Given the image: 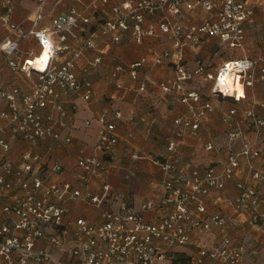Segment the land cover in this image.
Wrapping results in <instances>:
<instances>
[{"label": "built area", "instance_id": "2783aa9c", "mask_svg": "<svg viewBox=\"0 0 264 264\" xmlns=\"http://www.w3.org/2000/svg\"><path fill=\"white\" fill-rule=\"evenodd\" d=\"M111 1L114 2L111 11L105 13L99 29L113 42H119L121 33L127 29L139 44L145 36L156 34H163L170 41L154 56L152 64H166L173 70V77L162 82L161 89L176 93V99L186 107V112L173 120L181 130H197L201 120L213 110L208 98H203L197 89L185 87L192 73L212 81L210 95L231 98L238 104L257 78L264 81V55L223 60L214 72L208 71L199 57L195 58L193 72L184 62L187 46H199L205 35L217 38L228 48L244 49L245 23L252 19L261 0H93L83 7L71 6L56 14L47 26L40 24L46 16L45 0H37L36 15L29 26L13 22L10 1H1L0 22L12 35L0 43V264H155L176 259L177 248L183 246H193L187 264H242L244 247L229 234L211 244L193 242L192 236L225 224L219 213L204 215V197L233 179L241 159L253 178H264L253 164L259 151L247 140L238 150L229 151L220 167L208 165L203 171L180 168L177 143L170 140L166 155L156 161L163 176L159 199L142 201L134 208L122 198L118 209L106 210L102 206L112 191L105 180L107 157L118 140L114 119L120 118L121 113L104 112L97 118L100 126L93 152L75 158L76 186L69 179L50 181L52 175H61L65 168L58 161H50L51 146L43 152L35 148L48 139L71 142L70 135L62 136L61 132L69 127L76 105L72 103L66 109L63 96L73 92L88 102L93 94L88 70L102 60L101 54H97L82 67L81 76L77 75V59L85 49L96 50L97 46L88 37L70 49L67 40L75 36L80 23L90 22L87 12L90 8ZM59 2L55 0L54 5ZM191 12H197L199 22L186 21ZM55 36L61 44H57ZM28 38L36 41L39 51L29 52L28 57L19 60V46ZM44 51L48 57L40 70L35 62ZM63 52L67 55L63 56ZM145 61V58L135 60L125 68L114 65L109 74L115 87L121 88L118 74L125 70L137 80L138 89L143 90L146 80L140 70ZM5 66L27 76L36 75L29 92L23 93L18 86L2 88L1 71ZM235 83L240 86V93L233 87L228 95L229 84ZM47 109L50 111L45 113ZM236 110V107L228 109L222 121L230 124ZM244 116L247 129L257 134L264 130V118L258 117L253 109H244ZM238 135L239 131L230 133L231 137ZM14 140L27 146L17 152V159L11 156ZM205 148L210 150L213 144L209 142ZM94 178L101 180L98 192L88 189ZM234 186L237 192L231 200L234 213L244 216L264 233L262 198L256 188L244 180H236ZM67 200L91 204L100 211V221L91 223L84 217L69 220L68 209L61 204ZM146 211L153 212L152 219L145 217Z\"/></svg>", "mask_w": 264, "mask_h": 264}, {"label": "crops", "instance_id": "0c3cea01", "mask_svg": "<svg viewBox=\"0 0 264 264\" xmlns=\"http://www.w3.org/2000/svg\"><path fill=\"white\" fill-rule=\"evenodd\" d=\"M3 0H0V3ZM12 6V21L29 26L36 15L37 0H9ZM55 0H45L44 9L46 16L41 21V26L50 24V19L56 14L66 11L71 6L83 7L84 3L93 0H61L54 5ZM113 1L107 4H96L90 8V22L80 23L75 29V36L69 37L67 44L70 49L79 46L83 40L91 37L97 48L96 50L85 49L77 59L75 72L81 76L82 67L101 54V63L89 68L88 77L93 84V94L88 102L83 101L78 94L68 92L63 96L62 104L66 109L74 103V110L69 127L62 130L61 135L67 134L71 137L70 143H63L57 140H45L37 151H45L49 146L53 148L51 160L60 162L65 171L61 175H52L50 181L74 180L75 158L81 154L93 152L97 131L100 126L97 118L107 112L111 115L115 111L121 113L120 118H115V131L118 136L108 158V171L105 180L110 184L112 191L102 208L106 210L118 209L120 203L126 200L130 206L138 208L142 201L151 199L157 201L162 193L161 181L162 172L156 164L157 160L163 159L166 155L168 141L174 140L179 166L185 170L196 168L203 171L208 165L220 167L226 160L229 151H236L244 140L249 141L259 151V156L253 160L255 168L264 174V130L260 134L247 129L245 125L244 109L251 108L258 117L264 118V81L256 79L253 86L246 90V98L235 103L231 98H221L218 95H210L209 89L211 80L203 78L202 74L192 73L191 78L185 83L188 89H197L203 98H208L213 110L201 120L197 130L180 129L174 123V118L186 112L184 104L179 102L173 92H165L161 89L162 82L173 77V70L166 64L154 65L152 59L161 50L170 45L167 36L156 34L145 36L142 43H136L130 29L121 33L119 42H113L109 35L99 29V24L105 13H110ZM264 0L257 3L252 19L245 23V44L244 49L228 48L224 45L223 54L215 51L216 45H222L217 38L205 35L201 38L197 47L187 46L184 51V62L194 71L195 58L199 57L208 71L214 72L223 60L235 56L246 55L251 58L264 55ZM187 22H199L200 16L197 12L190 13ZM12 34L9 29L0 22V43ZM57 44V37H54ZM20 59L28 57L29 52L37 53L39 46L33 38L23 41L20 46ZM63 56L67 52H63ZM145 58L140 73L145 76V88L138 89L136 79L122 70L118 74V82L121 88L115 87L110 78V71L114 65L128 66L131 62ZM36 79L34 73L29 76L23 72L12 70L5 66L1 71V85L4 90L12 86H18L23 93L29 92ZM4 105V101H1ZM236 107V113L232 122L227 124L222 121V116L228 109ZM50 110H44L49 112ZM68 120V118H67ZM89 121V124H85ZM239 131L241 135L231 137L230 133ZM213 144V148L207 150V143ZM26 144L14 140L11 156L17 159V152L26 148ZM244 180L254 186L262 198L260 208L264 210V178L255 179L251 176L245 165L244 159L235 172L233 179L226 183L221 189H212L204 197V215L219 213L226 222L222 226H214L203 235L195 232L193 242L201 241L204 244H211L223 234H229L237 243L244 247L242 264H264V233L257 226L251 225L242 215L234 213L231 200L236 195L234 182ZM100 181L94 178L90 181L88 189L98 192ZM83 190V189H82ZM68 209L67 218L71 221L78 217H84L91 223L100 221V211L91 204L82 200H67L61 203ZM145 217L152 219L153 212H144ZM264 224V221H263ZM193 246L177 248L176 259L186 258L188 263L189 255ZM66 257V254H63ZM175 260V259H174ZM173 260H165L155 264H172ZM182 264V263H179ZM208 264V263H206Z\"/></svg>", "mask_w": 264, "mask_h": 264}, {"label": "bare ground", "instance_id": "6f19581e", "mask_svg": "<svg viewBox=\"0 0 264 264\" xmlns=\"http://www.w3.org/2000/svg\"><path fill=\"white\" fill-rule=\"evenodd\" d=\"M47 57H48V54L44 51L42 53V58H40L39 60H36L35 66L40 68V70L44 69V62L46 61ZM233 87H236L238 89V92L240 93V86L238 85V83H235L232 86L229 84L230 89L228 91V95L232 94V88Z\"/></svg>", "mask_w": 264, "mask_h": 264}, {"label": "rangeland", "instance_id": "374dc122", "mask_svg": "<svg viewBox=\"0 0 264 264\" xmlns=\"http://www.w3.org/2000/svg\"><path fill=\"white\" fill-rule=\"evenodd\" d=\"M89 1V0H88ZM216 49H215V51L212 53V54H217L218 52L220 53V54H223L224 52H225V50H222L223 48H224V45L222 44V45H216V47H215Z\"/></svg>", "mask_w": 264, "mask_h": 264}, {"label": "trees", "instance_id": "16d2710c", "mask_svg": "<svg viewBox=\"0 0 264 264\" xmlns=\"http://www.w3.org/2000/svg\"><path fill=\"white\" fill-rule=\"evenodd\" d=\"M186 258H180V259H175V260H173L172 261V264H179V263H182V264H184V263H186Z\"/></svg>", "mask_w": 264, "mask_h": 264}]
</instances>
